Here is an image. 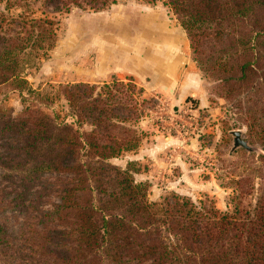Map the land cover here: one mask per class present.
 <instances>
[{
  "label": "trees",
  "instance_id": "16d2710c",
  "mask_svg": "<svg viewBox=\"0 0 264 264\" xmlns=\"http://www.w3.org/2000/svg\"><path fill=\"white\" fill-rule=\"evenodd\" d=\"M116 1L40 0L53 11L98 9ZM160 1L184 29L203 77L234 104L251 130L249 138L264 151V0ZM54 25L48 16L23 14L21 31L7 38L0 34L5 80L20 77L9 66L19 52L54 45ZM127 80L66 87L75 125L87 124L88 130L58 126L55 114L42 113L32 125L18 127L21 138L9 147L19 151L9 162L0 159L9 174L12 166L19 168L14 170L25 190L23 210L36 219L13 234L0 223V264H264V169L246 170H260L252 205H242L250 193L248 178H230L232 208L220 211L176 193L149 200L145 184L135 182L129 168L109 165L107 159L135 149L141 140L142 131L129 121L144 115L147 99L133 78ZM44 171L56 174L50 187L57 201L32 213V202L41 196L34 182Z\"/></svg>",
  "mask_w": 264,
  "mask_h": 264
},
{
  "label": "rangeland",
  "instance_id": "374dc122",
  "mask_svg": "<svg viewBox=\"0 0 264 264\" xmlns=\"http://www.w3.org/2000/svg\"><path fill=\"white\" fill-rule=\"evenodd\" d=\"M134 3L166 8L168 15L178 22L160 0H117L98 9L70 6L62 11H53L40 0H0V34L6 38L21 31L18 25L23 14L29 18L48 16L55 21L56 28L52 47L38 51L26 48L25 52H19L16 62L9 63L19 78L5 80L4 70L0 67V157L6 162H9L8 157H14L19 150L9 146L21 138L18 127L37 122L35 118L41 113L55 114L58 126L66 123L78 131L89 129L87 124L75 125L72 108L66 99V87L78 82L99 85L111 82L113 77L128 82L130 76L115 73L103 75V79L98 80V35L111 34L113 26L107 23L108 17L117 13L129 14L131 11L123 6ZM118 28L114 27L116 32ZM190 58L199 73L200 92L197 95L184 94L177 89L157 90L149 81L135 82L133 79L143 89L141 97L147 99L144 115L137 121H129L130 126L142 131L141 140L135 149L123 151L107 162L118 168H129L134 181L145 184L149 200L158 201L176 193L196 203H211L220 211L232 208L234 191L230 178L247 177L250 193L242 205L248 207L255 202V186L260 181L257 174L264 169V151L258 140L250 139L251 130L234 112V104L220 96L214 83L203 77L191 49ZM131 94L128 91V95ZM7 125H13L15 129L7 131ZM233 130L241 131L250 150L241 146L232 150ZM3 164L0 159V223L13 234L24 227L26 220L32 223L36 218H27L29 215L23 210L20 197L23 192L22 197L25 195V190L16 174L19 170H14L19 168L12 166L9 174ZM248 167L260 170L247 172ZM5 172L12 180L4 175ZM39 175V181L34 185H38L36 190L41 196L32 202V213L38 205L47 209L57 201L50 187L56 174L44 171ZM28 177L32 179L31 175ZM10 263L17 262L12 260Z\"/></svg>",
  "mask_w": 264,
  "mask_h": 264
},
{
  "label": "crops",
  "instance_id": "0c3cea01",
  "mask_svg": "<svg viewBox=\"0 0 264 264\" xmlns=\"http://www.w3.org/2000/svg\"><path fill=\"white\" fill-rule=\"evenodd\" d=\"M123 8L131 12L125 16L112 14L107 19L113 32L98 35V80L103 75L122 74L135 82L149 81L157 90L177 89L197 95L199 73L191 61L181 25L168 15L166 8L140 3Z\"/></svg>",
  "mask_w": 264,
  "mask_h": 264
},
{
  "label": "water",
  "instance_id": "95a60500",
  "mask_svg": "<svg viewBox=\"0 0 264 264\" xmlns=\"http://www.w3.org/2000/svg\"><path fill=\"white\" fill-rule=\"evenodd\" d=\"M231 134L233 135V146H232V150L236 147H244L247 150H250V146L248 145V143L246 142V140H244L241 137V131L240 130H233L231 131Z\"/></svg>",
  "mask_w": 264,
  "mask_h": 264
}]
</instances>
